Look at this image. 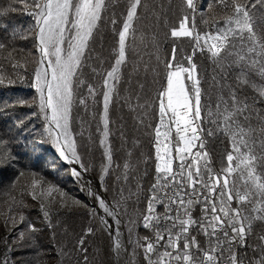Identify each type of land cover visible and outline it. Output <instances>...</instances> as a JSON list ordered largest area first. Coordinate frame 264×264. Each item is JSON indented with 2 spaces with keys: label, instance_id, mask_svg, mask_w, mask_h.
I'll use <instances>...</instances> for the list:
<instances>
[{
  "label": "snow or ice",
  "instance_id": "snow-or-ice-1",
  "mask_svg": "<svg viewBox=\"0 0 264 264\" xmlns=\"http://www.w3.org/2000/svg\"><path fill=\"white\" fill-rule=\"evenodd\" d=\"M13 2L21 3L35 21L30 35L34 37L40 55L35 61L30 87L37 93L33 104L38 106L47 122V141L56 148L59 159L69 164H78L80 169L87 171L70 130V110L77 90L80 96L78 102L84 107L85 115L92 111L88 100H95L102 95V131L97 127L102 136L101 146L106 145L105 138L112 134L110 123H115L109 115L111 104L118 103L122 110L126 108L132 113L137 128L144 126L149 112L156 114L147 98L146 75L141 80L134 79L130 73L128 79L123 81L126 85L125 94L121 95L118 90L122 82L121 67L127 63L126 40L129 37L135 38L134 23L144 0ZM214 2L224 4L225 0ZM122 3L126 7L121 9L118 17L116 9ZM183 3L186 10L195 15L198 9L194 0H183ZM231 7L232 15L224 18L222 23H213L212 34L195 32V23L189 27L187 15L179 29L171 31L172 37H188L193 40V54L197 48L210 54V58L222 69L213 77V86L223 90L227 85L228 94L225 96L221 91L214 105L211 97L206 104L203 103L200 78L195 75L197 66L193 57L185 55L188 67L173 63L177 53L173 47L172 60L165 62L167 86L157 94L159 123L155 126L153 137L155 175L145 197L146 211L141 214L142 226L153 232L154 240L147 236L137 237V247L143 248L146 264H264V231L255 234V243H248V237L254 234L258 222L264 230V174L258 172V168L264 167V108L257 107L258 103L264 104V40L257 36L251 14V9L264 10V0H244L243 3L231 0ZM109 10L112 16L106 18L104 13ZM7 11L16 9L10 7ZM5 12H0V15ZM102 20L110 22L113 34L118 35V49H114L115 63L110 70H106V75L96 66H102L105 61L94 47ZM118 22H122L119 29L116 28ZM21 38L27 39L28 36ZM88 69L93 79L102 78L101 85L95 86L88 81ZM147 71L148 66L145 65V74ZM233 71L236 72L234 84L229 83ZM185 73L187 80L192 82L190 87L184 82ZM251 74L260 77L259 85L250 78ZM19 80L25 82V76H20ZM4 83L5 78L0 76V85ZM8 83L14 85L16 81L9 79ZM245 85L257 93L251 101L240 94ZM205 124L210 127L205 128ZM18 127L23 130V123ZM119 131L121 138L127 142L124 128L121 127ZM219 133L229 137L232 151L226 156L228 165L217 172L211 165V157L205 146L207 137ZM80 135L83 136V133ZM7 143L0 136V148L6 147ZM44 143V140L30 142L29 150L36 154L37 160L43 153ZM133 143L138 145L139 140L134 139ZM24 147L28 148V143ZM194 148L197 149L195 152ZM21 155L27 156L28 151L18 154L0 151V170L11 167ZM128 155L131 157V151ZM104 157L108 165H111V146L105 147ZM108 165L103 169L106 173L109 171ZM133 167L131 160H127L123 165V175L116 177L118 184L123 179L128 185L127 188L122 185L118 189L120 199L116 200V204L109 207L102 197L95 196L99 208L112 217L117 225L120 224V215L127 214L122 205L138 201L143 193L140 183L131 185L130 181L135 179L131 175ZM135 167L138 168V162ZM234 173H238L243 182V192L232 178ZM71 176L80 178L81 171L72 168ZM37 183L33 179L31 187L35 189ZM52 190L49 188L48 192ZM125 191L128 193L126 197ZM64 195L61 192V197ZM32 198L35 200L37 197L33 194ZM234 199L236 208L232 207ZM245 202L251 205L247 211L242 207ZM158 206L163 207V212L157 211ZM197 206H200L201 214L194 217L192 213ZM41 208L44 209V204H41ZM45 215H48L47 211ZM20 219L24 220L22 214ZM104 222L107 224V221ZM30 228L35 231V226L30 225ZM91 231L88 229L89 233ZM194 231L203 234L206 247L201 246L197 236L192 234ZM79 243L83 245V239ZM113 243L114 251L118 253L122 244L116 238H113ZM161 248L163 251H159ZM248 249H251L252 256H249ZM0 264H7V260L0 261Z\"/></svg>",
  "mask_w": 264,
  "mask_h": 264
},
{
  "label": "trees",
  "instance_id": "trees-1",
  "mask_svg": "<svg viewBox=\"0 0 264 264\" xmlns=\"http://www.w3.org/2000/svg\"><path fill=\"white\" fill-rule=\"evenodd\" d=\"M194 2L198 9L195 15L190 10H186L183 0H144L138 9V19L134 23L135 38L129 37L126 40L127 63L121 67L122 82L118 85V90L121 95L125 94L126 85L123 81L128 79L130 73L134 79L141 80L146 75L147 98L156 114L149 112L144 126L137 128L132 118L133 114L126 108L122 110L120 104L114 103L109 109L110 119L115 122L109 125L112 134L108 136L107 141L112 149L113 160L102 185L110 204L119 200L118 189L122 185L127 188L128 185L123 179L118 184L116 177L123 175L124 163L131 160L134 165L131 175L135 177L130 181L131 185L140 183L143 193L138 201L123 205L127 214L122 213L120 217L126 226L127 221L134 222L136 236L140 238L147 236L154 240L153 232L142 226L141 214L146 211L145 197L148 195V188L154 182L155 175L153 137L155 126L159 123L157 94L167 86L165 62L172 60L173 47L177 49L173 63L178 62L188 67L184 57L185 55L193 57V62L197 66L195 75L200 78L203 103L206 104L211 97L214 105L221 91L225 96L228 94L227 85L223 90L213 86V77L217 76L222 69L210 58L209 53L199 51L197 48L193 54V40L188 37H172L171 31L174 28L179 29L181 21L187 15L189 27L195 23V31L201 34H212L214 22L222 23L224 18L232 15L231 0H225L224 4L215 3L214 0H194ZM240 2L243 3L244 0ZM10 7L15 8L16 11L5 12ZM124 7L126 5L122 3L116 9L118 17ZM0 12H5L4 15H0V45L3 46L0 47V76L5 78V83L0 85V136L8 141L7 146L0 148V151L9 154L28 151L27 156L21 155L18 162L13 163L11 167L0 170V261L7 260V264H102L99 237L97 234L92 237L87 234L89 228L93 229L89 215L90 208L74 181L70 179V168L63 166L62 162L54 156L47 141L45 122H42L38 106L33 104L37 93L30 87V83L38 54L35 39L30 32L35 21L27 14L28 10H25L21 3H14L13 0H0ZM251 14L254 30L257 36L264 40V10L251 9ZM104 16L111 17V10L105 12ZM121 23H117V29L121 27ZM23 36L28 38H21ZM94 47L105 61L102 66L99 64L96 66L106 75V70H110L111 65L115 63L114 49H118V35L113 34L110 22L106 23L104 20L100 22ZM145 65L148 66L147 74H145ZM86 71L90 83L95 86L102 84L101 77L93 79L90 69ZM22 75L25 76L23 83L19 80ZM235 75L236 72L233 71L232 80L229 83H235ZM186 77L185 73L187 81ZM250 78L258 85L261 83L260 77L255 74H251ZM9 79H14L16 83L9 85ZM187 85L189 86L188 82ZM240 94L242 97L247 96L250 101L257 95L254 89L247 85L243 86ZM79 98L77 90L70 110V130L82 163L88 169L87 172L94 178H99L106 165L104 150L100 144L102 136L97 131L98 126L101 131L103 129L100 120L103 110L102 95L97 96L95 100H88L92 111L87 115H85L84 107L78 102ZM257 107L264 108V104L258 103ZM21 122L23 130L18 127ZM121 127L124 128L127 142L121 138L119 131ZM204 127L208 128L210 125L205 124ZM80 133H83V136ZM134 139L139 140L138 145L133 143ZM32 140L45 141L39 160L36 159V154L29 150ZM26 143L28 148L24 147ZM230 145L229 137L223 133L207 137L206 147L217 172L228 165L226 156L232 151ZM129 151L132 153L131 157L128 155ZM145 160L148 161L147 164L144 163ZM137 162L138 168L135 167ZM258 172L264 174V167L258 168ZM33 179L38 182L35 189L31 187ZM234 179L238 181L237 176ZM49 188L53 189L51 193L48 192ZM61 192L65 194L63 197ZM33 194L37 197L35 200L32 198ZM127 195L125 191V197ZM45 196L52 198H45ZM68 197L75 199L74 206L67 204ZM41 204H44L43 210ZM234 206L236 207L235 199L232 202V207ZM45 211L48 213L47 216ZM157 211L163 212V207L158 206ZM21 214L24 216L23 221L20 219ZM192 214L194 217H199L200 206L195 207ZM30 225L35 226V231L30 228ZM261 232L258 222L254 234L248 238V243H255V234ZM192 234L197 236L202 247L207 246L203 234L195 231ZM81 239H83V245L79 243ZM140 242L143 243L142 240ZM136 251L134 264H146L143 248L137 247ZM248 254L253 255L251 249H248Z\"/></svg>",
  "mask_w": 264,
  "mask_h": 264
},
{
  "label": "water",
  "instance_id": "water-1",
  "mask_svg": "<svg viewBox=\"0 0 264 264\" xmlns=\"http://www.w3.org/2000/svg\"><path fill=\"white\" fill-rule=\"evenodd\" d=\"M35 45H36V41H35ZM37 54H38V59H39L38 51H37ZM102 113H103V110H102ZM102 113H101V115H102ZM102 128H103V124H102ZM106 139L108 141V137H106ZM106 146H108L107 143H106ZM55 157L57 159H59L56 155H55ZM60 161L62 162L63 166H68L70 168V176H71V169L72 168H77V170H80L81 171V177L79 178V180H81L82 183L87 188H89V190H91L92 194H94V199H95V196L98 195V196L102 197L110 207V203H109L107 194L105 193V191L102 188V182L104 181V178L107 174L106 172H104V170H103L101 176H99V178H94L89 172L84 171L83 169H80V166L78 164H69V163L64 162L62 160H60ZM109 168H110V166H109ZM101 177H103V180H101ZM71 180H73L72 176H71ZM78 191H79V189H78ZM79 193L81 194L80 191H79ZM81 195L83 197V194H81ZM95 205H96L95 208L97 209L98 213L101 215V217L104 218L102 220V223L105 224L104 221H107V224H105V237H106L105 246L103 247L102 243L99 242V252H101L102 264H105L106 262H109V264H130V256H129V251H128V247L126 244V236L123 234V232L121 230V222L119 224L120 227L118 226V228H120V230L117 234L116 221L113 220L112 217L107 216L104 213V211L99 208L98 201L96 199H95ZM90 217L92 218L91 213H90ZM113 238L118 239L122 244V248L120 249V251L118 253L116 251H114Z\"/></svg>",
  "mask_w": 264,
  "mask_h": 264
},
{
  "label": "rangeland",
  "instance_id": "rangeland-1",
  "mask_svg": "<svg viewBox=\"0 0 264 264\" xmlns=\"http://www.w3.org/2000/svg\"><path fill=\"white\" fill-rule=\"evenodd\" d=\"M193 14V13H192ZM195 32H197V31H195ZM195 34V33H194ZM199 51H200V49H199ZM210 55V54H209ZM187 75V74H186ZM184 82H185V84L187 85V82H188V84H189V86H191V81H186V79L184 80ZM165 103H166V99H165ZM41 114V119H42V122H45V127H46V124H47V122L44 120V118H43V114L42 113H40ZM173 131H174V129H173ZM47 134V136H48V133H46ZM49 144H50V141H49ZM231 146V145H230ZM197 149L196 148H194L193 149V152H195ZM55 152H53V154H54ZM55 156V155H54ZM233 163H235V161L233 162ZM103 172V171H102ZM101 176V175H100ZM235 176H237L238 177V181L236 182L235 181V183H236V185H237V187H239L240 188V191L241 192H243L244 191V189H243V187H241V185H242V180H241V178H240V176H239V174L238 173H234L233 174V177L232 178H235ZM70 179H71V176H70ZM75 183V182H74ZM76 184V183H75ZM102 184H103V182H102ZM77 186V185H76ZM102 188H103V185H102ZM77 189H78V187H77ZM103 190H104V188H103ZM46 197H48L49 199H51L52 197H50V196H45V198ZM54 200V199H53ZM109 203H110V201H109ZM67 204L68 205H70V206H74V204H75V199H73L72 197H68L67 198ZM114 204H116V201L115 202H113V204L111 203L110 204V207H112ZM235 204H236V207H237V203H236V201H235ZM88 206H89V204H88ZM123 206V205H122ZM235 206H234V208H236ZM242 207L245 209V211H247V210H249L250 208H251V205L249 204V203H247V202H245L243 205H242ZM89 208H90V206H89ZM92 212V208H90V212H89V215H90V213ZM91 218V217H90ZM120 218V222H121V230H122V232H123V234L126 236V244H127V247H128V251H129V256H130V264H131V262H133V264H134V258H135V255H136V253H137V251H136V249H137V236H136V228H135V225H134V222H132V221H127L128 223H127V226H126V223H124L122 220H121V217H119ZM92 219V218H91ZM91 223L93 224V229L92 228H89V229H92V231L89 233L88 231H87V234L88 235H90V237H92L94 234H97L98 235V233H97V229H96V227H95V224L93 223V220L91 221ZM261 230H262V228H261ZM263 231V230H262ZM252 236V235H251ZM250 236V237H251ZM249 238V237H248ZM102 263V262H101Z\"/></svg>",
  "mask_w": 264,
  "mask_h": 264
},
{
  "label": "bare ground",
  "instance_id": "bare-ground-1",
  "mask_svg": "<svg viewBox=\"0 0 264 264\" xmlns=\"http://www.w3.org/2000/svg\"><path fill=\"white\" fill-rule=\"evenodd\" d=\"M102 106H103V103H102ZM105 140H106V143H107V139L106 138H105ZM105 147H106V145L102 146V149L105 150ZM50 148H51V150L53 152H55L54 154L59 158V153L56 151V148L51 145V142H50ZM59 160H61V159H59ZM105 164L108 165V162H107L106 159H105ZM109 166L110 165H108V167ZM73 180L76 182V185H77L79 191L81 192V194H83V197H84L86 203L89 204L90 208H92V212H91L92 220H93V223L95 224V227L97 229L98 237H100L99 238V242H101L103 247H104L105 246V242H106L105 224L102 223L101 215L98 213L97 209L95 208L96 205H95L94 194H92L91 190H89V188H87L82 183V181L79 180V178H74L73 177ZM118 226L120 227V225H117V227ZM119 230H120V228H119ZM105 264H109V262H106Z\"/></svg>",
  "mask_w": 264,
  "mask_h": 264
},
{
  "label": "built area",
  "instance_id": "built-area-1",
  "mask_svg": "<svg viewBox=\"0 0 264 264\" xmlns=\"http://www.w3.org/2000/svg\"><path fill=\"white\" fill-rule=\"evenodd\" d=\"M205 52H207L206 50H205ZM208 53V52H207ZM205 150L208 152V150H207V147L205 146ZM208 154H209V152H208ZM210 155V154H209ZM211 165H212V167H213V169L215 170V168H214V165H213V161H211ZM216 171V170H215Z\"/></svg>",
  "mask_w": 264,
  "mask_h": 264
}]
</instances>
